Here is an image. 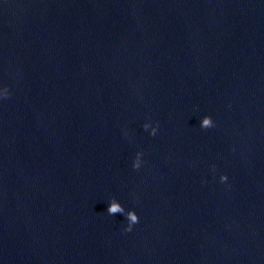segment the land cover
Returning <instances> with one entry per match:
<instances>
[{
    "label": "water",
    "instance_id": "95a60500",
    "mask_svg": "<svg viewBox=\"0 0 264 264\" xmlns=\"http://www.w3.org/2000/svg\"><path fill=\"white\" fill-rule=\"evenodd\" d=\"M4 87L0 264H264V0H0Z\"/></svg>",
    "mask_w": 264,
    "mask_h": 264
},
{
    "label": "clouds",
    "instance_id": "9594fccd",
    "mask_svg": "<svg viewBox=\"0 0 264 264\" xmlns=\"http://www.w3.org/2000/svg\"><path fill=\"white\" fill-rule=\"evenodd\" d=\"M9 95H10V93H9L7 87H4L3 89H0V97H3V98L6 99V98L9 97ZM199 126L202 129L212 128V127H214V122L211 119V117L205 115V116H203L200 119ZM142 127H143L144 130L148 131V134L150 136H155L156 133H157V130H158V125L153 126L150 123H144L142 125ZM141 155H142V153L139 152V151L135 154V157H134V159L132 161V168L134 170L135 169H139V167L142 164ZM212 170L215 171V165L212 166ZM227 179L228 178H227V176L225 174H221L219 176V181L221 183L226 182ZM107 214L111 215V216H114L116 214H120V215H122L125 218L127 223H126L125 227L123 228L124 232L132 231L133 225H135V224H137L139 222L136 212L134 210H132V209H129V210L125 211V209L122 207V205L119 202H117V200L115 198L111 199L108 202Z\"/></svg>",
    "mask_w": 264,
    "mask_h": 264
}]
</instances>
